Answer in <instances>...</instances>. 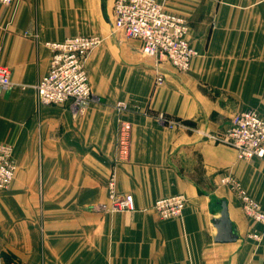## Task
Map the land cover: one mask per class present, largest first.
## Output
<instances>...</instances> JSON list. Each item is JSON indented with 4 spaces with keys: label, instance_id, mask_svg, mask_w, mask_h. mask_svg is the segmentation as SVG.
<instances>
[{
    "label": "crops",
    "instance_id": "crops-1",
    "mask_svg": "<svg viewBox=\"0 0 264 264\" xmlns=\"http://www.w3.org/2000/svg\"><path fill=\"white\" fill-rule=\"evenodd\" d=\"M186 18L198 51L190 71L160 63L114 31L115 0H22L0 7V144L12 145L17 171L0 191V264H264L263 227L243 213L222 179L231 175L264 210V159H238L222 142L233 116L264 118V0H157ZM98 36L86 62L93 92L84 113L39 105L36 85L49 72L47 42ZM124 102L127 110L115 108ZM164 115L177 123L161 121ZM122 121L132 124L129 162L117 187L135 212L100 209ZM182 195L180 217L151 210ZM226 202L238 241L215 242Z\"/></svg>",
    "mask_w": 264,
    "mask_h": 264
},
{
    "label": "built area",
    "instance_id": "built-area-1",
    "mask_svg": "<svg viewBox=\"0 0 264 264\" xmlns=\"http://www.w3.org/2000/svg\"><path fill=\"white\" fill-rule=\"evenodd\" d=\"M22 0H0V7L11 6ZM114 31L123 32L128 38L141 44L144 55L156 60V85H163L164 75L160 72V63L168 62L181 73L190 71L192 62L199 56L191 45L188 36L189 22L186 18L168 12L157 0H115ZM103 43L98 36H75L60 42H47L51 51L49 72L36 85L39 105H67L84 113L92 101L86 62L89 55ZM11 70L0 65V89L12 86ZM115 108L128 109L124 102H117ZM162 122L173 128L177 123L164 115ZM222 142L237 151L238 159L248 161L254 158L264 159V118L254 110L236 113ZM132 147V124L122 121L116 141V158L107 182L108 203L100 209L110 212H135L138 210L135 198L130 193H122L117 187V170L129 162ZM17 165L12 145L0 144V191L7 190L14 181ZM241 201L244 215L252 222L263 227L250 235L260 242L264 238V210L231 175L222 179ZM186 205L182 195L158 200L151 210L160 219L168 220L180 217Z\"/></svg>",
    "mask_w": 264,
    "mask_h": 264
},
{
    "label": "water",
    "instance_id": "water-1",
    "mask_svg": "<svg viewBox=\"0 0 264 264\" xmlns=\"http://www.w3.org/2000/svg\"><path fill=\"white\" fill-rule=\"evenodd\" d=\"M214 226L217 229L216 243L229 244L238 241L233 224L230 220L228 205L226 202L221 204L220 217L214 220Z\"/></svg>",
    "mask_w": 264,
    "mask_h": 264
}]
</instances>
